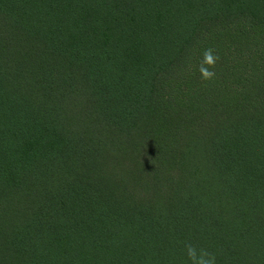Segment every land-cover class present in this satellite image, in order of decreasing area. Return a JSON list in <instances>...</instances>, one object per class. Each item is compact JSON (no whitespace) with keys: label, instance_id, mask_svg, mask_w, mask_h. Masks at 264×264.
I'll return each mask as SVG.
<instances>
[{"label":"trees","instance_id":"1","mask_svg":"<svg viewBox=\"0 0 264 264\" xmlns=\"http://www.w3.org/2000/svg\"><path fill=\"white\" fill-rule=\"evenodd\" d=\"M188 245L264 264V0H0V264Z\"/></svg>","mask_w":264,"mask_h":264},{"label":"clouds","instance_id":"2","mask_svg":"<svg viewBox=\"0 0 264 264\" xmlns=\"http://www.w3.org/2000/svg\"><path fill=\"white\" fill-rule=\"evenodd\" d=\"M219 59L211 48L205 49L202 53V60L198 68L201 79L210 81L214 78L215 72L211 68ZM185 255L188 264H215V256L205 250H198L193 246H186Z\"/></svg>","mask_w":264,"mask_h":264}]
</instances>
